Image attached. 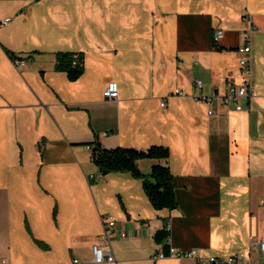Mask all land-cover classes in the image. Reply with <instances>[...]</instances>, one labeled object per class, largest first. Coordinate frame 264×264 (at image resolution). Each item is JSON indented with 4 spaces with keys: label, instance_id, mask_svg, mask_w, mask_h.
Masks as SVG:
<instances>
[{
    "label": "crops",
    "instance_id": "0c3cea01",
    "mask_svg": "<svg viewBox=\"0 0 264 264\" xmlns=\"http://www.w3.org/2000/svg\"><path fill=\"white\" fill-rule=\"evenodd\" d=\"M251 26L255 97L241 111L197 103L241 82ZM215 29L226 34L216 46ZM59 53L84 56L77 81L55 69ZM111 82L115 101L104 98ZM95 141L167 147L177 209L156 211L129 174L101 176ZM263 200L264 0H0V264H94L107 217L117 227L105 264H197L157 259L165 245L199 250L202 264L238 254L261 264Z\"/></svg>",
    "mask_w": 264,
    "mask_h": 264
},
{
    "label": "trees",
    "instance_id": "16d2710c",
    "mask_svg": "<svg viewBox=\"0 0 264 264\" xmlns=\"http://www.w3.org/2000/svg\"><path fill=\"white\" fill-rule=\"evenodd\" d=\"M40 1V0H34ZM216 46L217 44L214 43ZM220 50V49H219ZM8 57L14 61L17 57L14 53L7 51ZM84 56L72 53L57 54L55 69L65 72L70 81H77L83 74ZM91 151L93 164L99 169L101 176L111 173L129 174L142 182L144 192L152 207L156 211L167 210L172 212L178 207V200L174 189V177L169 167L163 162L167 161L170 151L167 147L153 145L148 149L116 148L108 150L99 141L86 145ZM158 162L152 166L149 175H145L139 168V162ZM170 231L164 229L156 233L155 240L161 244L166 241ZM41 246L43 244L39 243ZM168 245L164 246V251Z\"/></svg>",
    "mask_w": 264,
    "mask_h": 264
},
{
    "label": "built area",
    "instance_id": "2783aa9c",
    "mask_svg": "<svg viewBox=\"0 0 264 264\" xmlns=\"http://www.w3.org/2000/svg\"><path fill=\"white\" fill-rule=\"evenodd\" d=\"M9 20L5 21L4 24H7ZM255 26H251L248 30L242 33L241 43L237 48L239 54V76L241 82L239 84L235 82H228L224 95L221 97L216 96H197L195 101L197 103L204 104L208 107L218 100L221 105L225 108H228L232 102H235L236 110L241 111L242 106L240 101L243 99H252L255 97L254 84H253V75H254V56H253V36L257 32ZM225 31L222 29H215L213 31L212 37L213 41L216 44H219L225 39ZM17 67L23 66L22 62H16ZM195 87L200 92L202 90V82L195 81ZM177 94H180L179 91ZM104 98L110 101H115L119 98V89L118 85L115 82H112L108 85L106 91L104 92ZM162 107H165V102H162ZM208 115L210 117L214 116L213 110L208 109ZM261 206L264 207V200L261 202ZM103 232L99 236V243L92 246V259L94 264H105V263H114L115 258L111 250V240L116 235V220L107 217L102 219ZM166 229L171 230L170 222L167 223ZM120 238H126L127 233L125 231L118 234ZM256 247L259 252L262 254L263 259L261 264H264V238L256 242ZM157 259H188L193 260L197 264L204 263V260L200 256L199 250H190L187 252H180L174 248H170L167 252L160 251L156 256ZM74 264H78V261H74ZM209 264H247V260L242 254H238L227 259L218 260L211 258L208 260Z\"/></svg>",
    "mask_w": 264,
    "mask_h": 264
},
{
    "label": "bare ground",
    "instance_id": "6f19581e",
    "mask_svg": "<svg viewBox=\"0 0 264 264\" xmlns=\"http://www.w3.org/2000/svg\"><path fill=\"white\" fill-rule=\"evenodd\" d=\"M6 21H7V20H6ZM4 22H5V21H4ZM4 22H3V24H4ZM8 23H9V22H8ZM8 23H7V24H8ZM4 25H6V24H4ZM16 62H21V61H14V65H15ZM22 63H23V62H22ZM23 65H24V63H23ZM15 66H16V65H15ZM16 68H20V67H17V66H16ZM111 83H112V82H111ZM116 84H117V83H116ZM117 100H118V99H117ZM163 252H164V251H163Z\"/></svg>",
    "mask_w": 264,
    "mask_h": 264
}]
</instances>
